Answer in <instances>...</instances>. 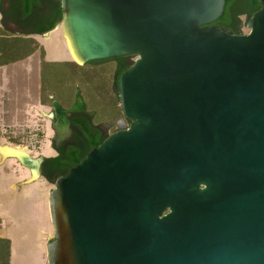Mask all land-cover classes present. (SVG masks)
Wrapping results in <instances>:
<instances>
[{
    "label": "water",
    "instance_id": "95a60500",
    "mask_svg": "<svg viewBox=\"0 0 264 264\" xmlns=\"http://www.w3.org/2000/svg\"><path fill=\"white\" fill-rule=\"evenodd\" d=\"M260 2L235 34L213 25L227 0H62L75 63L138 58L116 86L130 126L50 193L48 264H264Z\"/></svg>",
    "mask_w": 264,
    "mask_h": 264
},
{
    "label": "rangeland",
    "instance_id": "374dc122",
    "mask_svg": "<svg viewBox=\"0 0 264 264\" xmlns=\"http://www.w3.org/2000/svg\"><path fill=\"white\" fill-rule=\"evenodd\" d=\"M241 21L242 33L249 34L246 17L242 16ZM36 40L44 52L38 50L22 61L0 67V145L22 148L35 160L56 156L50 101L56 97L51 90L43 89L42 65L45 61L74 62L69 57L61 24L53 33L36 37ZM137 58L132 56V64ZM51 67L45 72L47 83L62 101H71V86L78 89L88 83L89 89L84 88L83 95L89 107L104 119H124L119 97L110 92L115 69L113 61L78 65L77 68ZM0 169L8 181V190L0 187V235L13 239L12 264H44L46 250L41 243L48 233V241L54 239L49 201L56 180L36 177L15 157L0 159ZM10 185L19 191L10 190Z\"/></svg>",
    "mask_w": 264,
    "mask_h": 264
},
{
    "label": "flooded vegetation",
    "instance_id": "af4514ba",
    "mask_svg": "<svg viewBox=\"0 0 264 264\" xmlns=\"http://www.w3.org/2000/svg\"><path fill=\"white\" fill-rule=\"evenodd\" d=\"M242 16L238 13L232 15V28L220 27L235 34H242ZM244 17L249 19L248 16ZM62 19V0H0V38L36 40V37L53 33L62 23ZM131 58L132 56H128L109 60L114 62L115 67L110 92L118 97L116 86H119L121 76L132 65ZM83 94V90L78 87L69 106L52 97L55 133L53 149L56 156L43 158L39 167L40 178L52 181L64 176V162L83 160L112 134L130 126L131 122L125 116L121 120L104 119L96 110L90 109ZM78 96H82L83 104L79 105ZM74 108L76 109L73 111ZM66 111L71 112L66 114ZM60 157H63L62 164L53 161Z\"/></svg>",
    "mask_w": 264,
    "mask_h": 264
},
{
    "label": "trees",
    "instance_id": "16d2710c",
    "mask_svg": "<svg viewBox=\"0 0 264 264\" xmlns=\"http://www.w3.org/2000/svg\"><path fill=\"white\" fill-rule=\"evenodd\" d=\"M261 8H262V5H261L260 0H227V4H226V8H225V12L223 16L219 20H217L215 23H213V25L218 26V27L221 26L225 28L227 27L232 28L231 17L233 14L238 13L239 15L248 16L249 18H252L254 14H256L258 11L261 10ZM246 21L248 22L249 19H246ZM37 43L38 41L34 39L27 40L23 38H13V39L0 38V67L12 65L19 61H22L32 56L38 50H40L41 52H44V49L40 48V45H38ZM107 61L106 60L105 61H94L91 63L96 64V63H104ZM58 65L72 66L74 68L78 67V65L74 62L73 63H60V62L45 61L44 64L42 65V70H41V80L43 84V89L51 90L52 93L55 94V97L58 101H61L64 105L69 106L71 105L74 99V94L77 91V88L71 86L72 99L69 103H65L58 97V95L55 93V90L52 87H50L47 83V78L45 74L46 70L50 68L51 66H58ZM131 66L129 67V69L131 68ZM89 86L90 85L87 83L86 87H81V89L83 90V93H84V88L89 89ZM50 101L52 102V100ZM62 158L63 157L53 159V161L61 163ZM83 160L77 159L75 161L71 160V161L64 162L63 164H65L64 166L66 167L64 176H66L72 168L76 167ZM0 264H11V241L8 239L0 238Z\"/></svg>",
    "mask_w": 264,
    "mask_h": 264
},
{
    "label": "bare ground",
    "instance_id": "6f19581e",
    "mask_svg": "<svg viewBox=\"0 0 264 264\" xmlns=\"http://www.w3.org/2000/svg\"><path fill=\"white\" fill-rule=\"evenodd\" d=\"M69 57L73 60V57L71 54ZM7 157L18 158L21 162H23L24 164H27L31 168L35 167L30 161L31 157L28 155V153L24 149L0 145V159L3 160ZM35 175L37 177V174Z\"/></svg>",
    "mask_w": 264,
    "mask_h": 264
},
{
    "label": "crops",
    "instance_id": "0c3cea01",
    "mask_svg": "<svg viewBox=\"0 0 264 264\" xmlns=\"http://www.w3.org/2000/svg\"><path fill=\"white\" fill-rule=\"evenodd\" d=\"M1 170V169H0ZM32 174H33V172H32ZM43 179V178H42ZM8 181H7V178H5V176H3L2 174H1V171H0V183H1V185H0V187L1 186H3V187H6V189L8 190V188H7V185H8V183H7ZM35 183V182H34ZM19 185H21V184H19ZM19 188H21V187H19ZM10 190H14L13 189V186L12 185H10ZM19 190H14V192H18ZM4 202H6V201H3L2 203H4ZM49 209H50V205H49ZM48 210V209H47ZM50 211V210H49ZM49 214V213H48ZM50 217H51V215H50ZM1 218V217H0ZM46 220H47V224H49V221H48V217L46 218ZM51 223H52V221H51ZM51 230H52V232H53V226H52V228H51ZM50 230V231H51ZM49 234V233H48ZM48 234L47 235H45V238L43 239V243H41V245H43V248H44V250H46V258H44V260H45V263L44 264H48V256H47V246H48V244L50 243L49 241H48ZM0 238L1 239H8V240H10L11 241V264H12V262H13V245H14V242H13V239H12V237H9L8 235L7 236H5V235H0Z\"/></svg>",
    "mask_w": 264,
    "mask_h": 264
}]
</instances>
